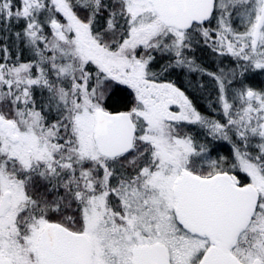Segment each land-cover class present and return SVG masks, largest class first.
I'll use <instances>...</instances> for the list:
<instances>
[{
  "label": "snow or ice",
  "instance_id": "obj_1",
  "mask_svg": "<svg viewBox=\"0 0 264 264\" xmlns=\"http://www.w3.org/2000/svg\"><path fill=\"white\" fill-rule=\"evenodd\" d=\"M0 264H264V0H0Z\"/></svg>",
  "mask_w": 264,
  "mask_h": 264
}]
</instances>
